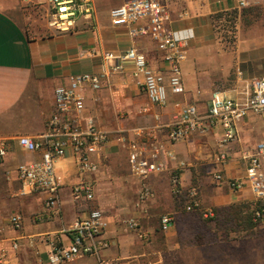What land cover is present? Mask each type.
I'll use <instances>...</instances> for the list:
<instances>
[{
	"label": "crops",
	"instance_id": "0c3cea01",
	"mask_svg": "<svg viewBox=\"0 0 264 264\" xmlns=\"http://www.w3.org/2000/svg\"><path fill=\"white\" fill-rule=\"evenodd\" d=\"M128 1L94 0L93 29L80 22L74 32L58 34L49 28L48 20L40 29H26L23 10L30 0H0V141H7L9 149L0 163L4 264H48L53 245H69V229L93 209L103 210L109 223L103 237L108 247L101 253L107 264H264V225H253L255 196L249 186L235 191L229 185L245 178L247 155L264 142V117L252 114L238 125L240 141L231 146V158L222 168L216 163L217 136L197 135L176 144L178 161L189 165L181 173L182 195L175 197L171 191V173L177 164L168 161L165 173L150 178L156 198L146 207H138L141 181L131 172L127 146L137 131L157 123L155 114L163 126L170 125L177 113L174 103L188 101L205 111L213 92L241 97L254 79L264 77V0H248L245 8L232 0H166L170 28H191L195 37L182 65L186 94L170 93V105L154 107L151 113L142 111L149 102L141 90L143 79L133 66L112 72L114 62L105 59L108 52L135 46L155 70L169 69L164 53L148 34L134 37L129 27L114 24L111 11ZM146 26L142 21L138 28ZM84 73L104 76L101 90H85L83 112L109 139L98 157L101 168L84 176L71 151L60 159L61 216L40 223L36 217L44 212L48 195L24 193L17 169L41 156L23 151L17 140L44 136L46 122L55 112L56 89L68 84L71 76ZM218 173L224 181L216 179ZM83 179L96 185L93 202L74 198V187ZM193 195L199 204L188 212ZM15 215L24 218L18 230L10 225ZM166 215L173 218L168 231L161 225ZM189 217L211 226L186 225ZM131 218L141 222L145 238L128 230L126 222ZM64 264H98V259L85 257Z\"/></svg>",
	"mask_w": 264,
	"mask_h": 264
},
{
	"label": "built area",
	"instance_id": "2783aa9c",
	"mask_svg": "<svg viewBox=\"0 0 264 264\" xmlns=\"http://www.w3.org/2000/svg\"><path fill=\"white\" fill-rule=\"evenodd\" d=\"M29 1V0H28ZM239 7L248 6V0H232ZM31 2V0H30ZM48 25L58 34L71 33L84 22L93 29L95 19L94 0H47ZM115 25L129 27L131 34L138 37L148 34L164 53V60L169 65L167 72L155 70L148 62L146 55L132 46L121 53L105 54L107 61H113L112 72H122L126 65H132L136 74L142 77L141 90L146 95L149 105L142 111L151 113L154 107L166 109L170 105V93L185 95L182 65L188 59V47L194 39L191 28L173 30L170 28L171 12L166 0H130L111 11ZM145 21L146 27L138 28ZM104 76L84 73L71 76L68 84L59 86L55 91V112L46 122L47 133L34 140L27 136L19 137V147L27 153H38L40 158L21 164L17 169V178L22 183L23 192L46 193L48 199L43 213L37 215L40 223L54 222L61 216L60 189L57 176V163L65 158L69 151L74 155L81 175L96 174L100 171L98 157L104 152L108 136L98 128L92 118L85 119L86 89L99 91L103 88ZM176 114L170 125L163 126L160 115L155 114L156 124L144 127L136 132L135 138L127 143L131 172L141 181L138 207H146L156 198L150 185L153 175L163 174L168 169V161L177 164L171 173V191L175 197L182 195L181 173L189 168L185 161H178L173 147L194 136H217L218 167H225L231 158V146L240 141L238 125L250 115L264 117V77L254 79L248 91L241 97H232L225 91H215L205 111L188 101L174 103ZM85 123V128L83 126ZM9 154L7 141H0V163ZM248 161L246 176L243 180H231L229 185L235 191L249 186L255 196L257 207L253 213V223H264V142L256 145ZM218 181H224L221 173L216 175ZM96 185L93 181L83 179L74 187L76 200L93 202ZM199 201L193 195L188 212L198 207ZM211 216V214L209 215ZM24 218L15 215L10 225L21 229ZM130 231L145 238L141 222L131 218L126 222ZM162 229L168 231L173 225L171 216H163ZM109 226L106 214L101 209H93L78 220L69 229V245L54 244L48 258V264L75 262L85 257H96L98 264H107L101 260V253L108 247L103 239ZM18 249V245L13 246ZM5 255H0V264H4Z\"/></svg>",
	"mask_w": 264,
	"mask_h": 264
},
{
	"label": "rangeland",
	"instance_id": "374dc122",
	"mask_svg": "<svg viewBox=\"0 0 264 264\" xmlns=\"http://www.w3.org/2000/svg\"><path fill=\"white\" fill-rule=\"evenodd\" d=\"M28 3V4H27ZM26 5L24 6L23 13L25 15L26 24V29H32L34 28H41L43 25L47 24V0H33L32 2H27ZM234 30L231 28V37L233 36ZM186 225H194V226H200V227H207L211 226L209 222H203L198 218L195 217H189L186 219ZM264 223L259 224L257 226H262ZM192 235H189L191 237ZM212 237V236H210ZM213 238V237H212ZM193 240V239H191ZM189 240V241H191Z\"/></svg>",
	"mask_w": 264,
	"mask_h": 264
},
{
	"label": "trees",
	"instance_id": "16d2710c",
	"mask_svg": "<svg viewBox=\"0 0 264 264\" xmlns=\"http://www.w3.org/2000/svg\"><path fill=\"white\" fill-rule=\"evenodd\" d=\"M253 225L257 226L255 223H253Z\"/></svg>",
	"mask_w": 264,
	"mask_h": 264
}]
</instances>
